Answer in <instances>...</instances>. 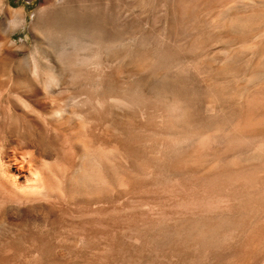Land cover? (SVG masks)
<instances>
[{
	"label": "rangeland",
	"instance_id": "obj_1",
	"mask_svg": "<svg viewBox=\"0 0 264 264\" xmlns=\"http://www.w3.org/2000/svg\"><path fill=\"white\" fill-rule=\"evenodd\" d=\"M0 264H264V0H0Z\"/></svg>",
	"mask_w": 264,
	"mask_h": 264
},
{
	"label": "bare ground",
	"instance_id": "obj_2",
	"mask_svg": "<svg viewBox=\"0 0 264 264\" xmlns=\"http://www.w3.org/2000/svg\"><path fill=\"white\" fill-rule=\"evenodd\" d=\"M12 17V16H11ZM14 18V17H13ZM12 19V18H11ZM87 163V162H86ZM86 165V164H85ZM39 170V169H38ZM40 170H42V169H40ZM88 170V169H87ZM87 170H86V166L83 168V170H82V172L77 176V178H76V181L75 182H77V184H83L85 181H90V177H89V175H88V172H87ZM35 173H33V174H31V178L30 179H28L27 180V184L25 185V188L28 190H33V191H35V188L36 187H39L38 186V184H37V182H38V178H39V173H37V170L35 169ZM43 171V170H42ZM42 173V172H41ZM30 175V174H29ZM37 176H38V178H37ZM42 179V178H41ZM87 181V182H88ZM26 182V181H25ZM42 183H44V182H42ZM86 183V182H85ZM39 184H41V183H39ZM40 190V189H39ZM37 191H38V188H37Z\"/></svg>",
	"mask_w": 264,
	"mask_h": 264
}]
</instances>
